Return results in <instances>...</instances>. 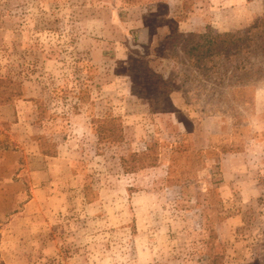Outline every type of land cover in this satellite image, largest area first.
<instances>
[{"label":"rangeland","instance_id":"1","mask_svg":"<svg viewBox=\"0 0 264 264\" xmlns=\"http://www.w3.org/2000/svg\"><path fill=\"white\" fill-rule=\"evenodd\" d=\"M9 148L0 264H264V0H0Z\"/></svg>","mask_w":264,"mask_h":264},{"label":"trees","instance_id":"2","mask_svg":"<svg viewBox=\"0 0 264 264\" xmlns=\"http://www.w3.org/2000/svg\"><path fill=\"white\" fill-rule=\"evenodd\" d=\"M136 1H133L132 4H135ZM188 41H192L193 39L197 40V43H194L188 52L195 53L198 52L202 55L207 52L210 53H218L224 49V51H228L229 43L224 39L223 35L220 33L213 31L212 29H208L204 33H190L187 35ZM238 51H240L238 49Z\"/></svg>","mask_w":264,"mask_h":264},{"label":"crops","instance_id":"3","mask_svg":"<svg viewBox=\"0 0 264 264\" xmlns=\"http://www.w3.org/2000/svg\"><path fill=\"white\" fill-rule=\"evenodd\" d=\"M15 157H16V154L15 152L12 151V149L10 148L0 149V194H2L3 192H6V190H3V188H6L4 183L6 181H10V178H11V174L7 172L5 174L3 173L5 172L6 167H8L9 162L15 163L16 161ZM12 181L21 182L18 179H14Z\"/></svg>","mask_w":264,"mask_h":264}]
</instances>
